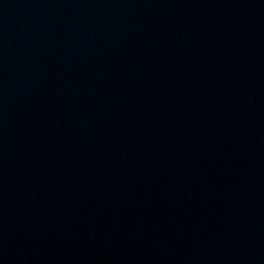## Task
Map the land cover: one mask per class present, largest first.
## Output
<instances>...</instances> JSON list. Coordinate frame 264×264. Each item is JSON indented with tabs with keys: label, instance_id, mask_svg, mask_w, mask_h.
<instances>
[{
	"label": "water",
	"instance_id": "water-1",
	"mask_svg": "<svg viewBox=\"0 0 264 264\" xmlns=\"http://www.w3.org/2000/svg\"><path fill=\"white\" fill-rule=\"evenodd\" d=\"M0 264H264V0H0Z\"/></svg>",
	"mask_w": 264,
	"mask_h": 264
}]
</instances>
